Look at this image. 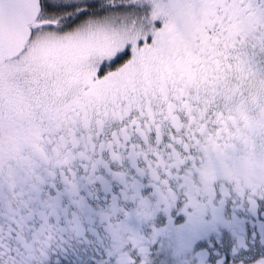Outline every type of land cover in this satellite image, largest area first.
I'll return each instance as SVG.
<instances>
[{
    "label": "snow or ice",
    "instance_id": "obj_1",
    "mask_svg": "<svg viewBox=\"0 0 264 264\" xmlns=\"http://www.w3.org/2000/svg\"><path fill=\"white\" fill-rule=\"evenodd\" d=\"M0 264H264V0H0Z\"/></svg>",
    "mask_w": 264,
    "mask_h": 264
}]
</instances>
